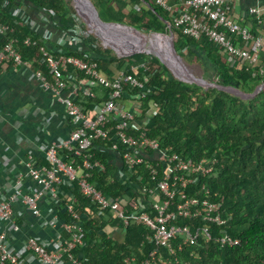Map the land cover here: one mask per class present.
I'll list each match as a JSON object with an SVG mask.
<instances>
[{
    "label": "built area",
    "instance_id": "built-area-1",
    "mask_svg": "<svg viewBox=\"0 0 264 264\" xmlns=\"http://www.w3.org/2000/svg\"><path fill=\"white\" fill-rule=\"evenodd\" d=\"M153 2L171 12L174 25L184 34L215 43L230 65L261 62L264 0H255L236 17L232 14L234 0ZM133 7L141 8L139 3ZM10 9L44 42L36 56L40 69L33 71L30 61L17 49L19 43L37 44L36 39L12 35L15 27L8 22H0V34H10L0 47V66L12 62L24 73L32 70L40 89L62 106L59 114L66 122V135L48 140L43 134L48 132L47 128L42 123L59 114L55 110L48 115L41 113V123L34 127L38 134L29 139L30 149L21 160L23 170L6 175L8 189L0 186V264H83L73 251L83 243L82 217L87 215L82 212L76 193L61 189V185L72 187L74 182L79 193L97 204L100 212L108 211L120 220L112 227L115 234L123 235L131 222L146 228L144 237L155 244L150 257L137 261L135 256H126L125 264H167L175 253L172 240L177 237H181L176 243L179 248L195 242L201 232L207 240L211 239L209 223L223 224L227 220L221 212L222 196L213 193L217 195L213 199L206 184L201 183V177L213 170L215 161L207 157L185 159L149 135L148 119L141 114L142 92L138 91L145 88L148 76L141 79L114 64L109 65L108 76L102 74L97 62L83 52L85 39H95L97 34L75 7L71 22L60 28H56L59 19L51 8L35 14L21 4H12ZM50 42L58 51L71 46L79 54H55L47 47ZM100 43L104 44L101 39ZM131 66L147 70L149 62ZM69 68L74 71L69 72ZM125 85L135 91L124 97ZM79 101H88L92 106L85 108ZM37 111L36 106L32 112ZM21 122L17 124L18 130ZM21 140L20 135L15 139L16 143ZM99 141H108L105 144L120 158L118 176L122 183L133 186L129 201L107 194L89 181L92 170H105L104 162L92 150L95 143L101 144ZM0 144L4 142L1 140ZM192 184L194 193L188 191ZM26 214L31 218L30 226L42 229L43 236L24 230ZM220 233L216 239L222 244L237 242L225 229H220ZM162 247L168 249L167 256L159 250Z\"/></svg>",
    "mask_w": 264,
    "mask_h": 264
},
{
    "label": "trees",
    "instance_id": "trees-1",
    "mask_svg": "<svg viewBox=\"0 0 264 264\" xmlns=\"http://www.w3.org/2000/svg\"><path fill=\"white\" fill-rule=\"evenodd\" d=\"M91 1L104 21L127 23L138 29L164 34L171 29L176 50L193 57L201 64L205 74L218 84L233 86L246 94H251L258 85L264 84V52L258 65H230L215 43L207 38L198 41L184 34L174 25L171 12L153 0ZM142 2L146 3V9L133 7L135 3ZM12 4L25 5L31 14L40 9H53L59 19L56 28L71 22L70 14L74 7L70 0H0V22L14 26L15 33L12 35L19 39L25 36L36 39L37 44L25 46L19 43L17 49L30 61L33 71L40 69L36 56L44 42L12 15ZM9 36V33L0 34V47ZM94 42L100 45L92 47ZM47 47L55 54H79L71 46L58 51L50 42ZM83 52L97 62L98 69L104 75L111 73L109 65L114 64L118 69L131 72L141 79L144 75L148 76L145 88L138 91L142 92L141 114L148 119L149 135L157 137L162 146H170L172 151L185 159L207 157L215 161L213 170L201 177V183L206 184L213 199H217L213 193L222 196L221 212L227 220L223 224L209 223L212 234L209 240L203 232L195 242L184 243L181 248L176 244L181 237L172 240L175 253L167 264H264V86L254 95L244 98L214 86L189 83L174 76L154 54L137 52L118 56L100 43L98 37L85 39ZM141 62H149V68H132V64ZM7 64L13 66L12 62ZM73 71V68H69V72ZM124 87V97L128 92L135 91L128 85ZM100 90L101 94L104 93V89ZM79 102L85 108L92 106L88 101ZM105 142L108 141L92 146L93 152L104 162L105 170H92L89 181L103 192L119 195L124 201H129L133 186L122 183V177L117 173L121 160ZM60 153L64 154L63 151ZM140 168H144V165ZM134 178L135 175H131V179ZM194 186L192 184L188 189L190 193L196 191ZM61 189L73 190L82 212L87 215L82 217L83 243L73 251L83 264H125L126 256H135L137 261L150 257L149 252L155 244L144 237L146 228L143 225L131 222L124 234L119 236L112 227L120 224V220L111 217L108 211L100 212L97 204L79 193L76 182L72 187L63 184ZM178 220L183 222L182 219ZM220 229H225L237 242H219L216 238L221 234ZM159 250L165 256L169 254L166 247Z\"/></svg>",
    "mask_w": 264,
    "mask_h": 264
},
{
    "label": "crops",
    "instance_id": "crops-1",
    "mask_svg": "<svg viewBox=\"0 0 264 264\" xmlns=\"http://www.w3.org/2000/svg\"><path fill=\"white\" fill-rule=\"evenodd\" d=\"M168 1L172 4L180 2V0ZM254 1L234 0L232 14L236 17L245 12ZM142 4L146 7V3L142 2ZM140 7L143 6L140 5ZM36 106L38 111L33 113ZM51 110L59 114L62 106L40 89L32 70L24 73L17 65H2V70H0V141L4 142L0 144V186L2 188L5 186L9 188V185L5 184L7 174L23 170L21 160L30 149L29 139L38 134L34 127L40 125L41 113L48 115ZM20 121L22 122L18 130L17 124ZM42 124L47 128L48 132L43 134L48 140L59 139L66 135V122L60 114L50 116ZM19 135L22 136L21 143H16L15 139ZM7 145L9 147L5 149ZM9 157L11 158L10 165L8 164ZM30 222L31 218L28 216L24 230L43 236L44 231L37 226H30Z\"/></svg>",
    "mask_w": 264,
    "mask_h": 264
},
{
    "label": "water",
    "instance_id": "water-1",
    "mask_svg": "<svg viewBox=\"0 0 264 264\" xmlns=\"http://www.w3.org/2000/svg\"><path fill=\"white\" fill-rule=\"evenodd\" d=\"M73 2H74L73 6L81 13V15L85 19L86 23L89 26H91L92 28L96 27V29L94 28V30H95L96 34L99 36V38L104 42L105 46L111 47L116 52V54L118 56L132 55V54L137 53V52L145 51V50L138 49L134 46L130 47V45H132V42H129L127 48H123V49L119 48L122 52L118 51V49L115 48V45L110 43L107 40V38L102 34V31L98 30L95 23L100 24L101 26H116V27H120V28H122V27L129 28V29L136 30L137 32H139V30L137 28H134L133 26H130L127 24L112 22V21H104L99 16V12L91 0H78V2L76 0H73ZM139 33H141V32H139ZM158 33H160V32L154 31L152 34H158ZM141 34H143V33H141ZM162 35L166 38V41H167L166 46L168 47L169 53L171 52L174 55L173 57L177 59V62L179 60V62L177 64H174V69H176V67L178 66L179 69L177 68V70L180 71L179 72L180 74L176 72L177 70L173 71L169 67V65L165 62V58H163V56L161 54H159L157 52V50L153 49V50H148L146 52H149V53L157 56L160 59V61L163 64H165L170 69V71L174 74V76H176L177 78H179L183 81H187L189 83L194 82V83L199 84L203 87L214 86V87H217L219 89L225 90L227 92H231L233 94L240 95L244 98L251 96V95H254L264 86V84H260L254 89V91L251 94H246V93L242 92L241 90H239L238 88H235L233 86H226V85L218 84L216 82L207 81L202 77H195L193 74L188 72V69L185 67L180 55L176 51V48L174 46V41H173V32L169 31L167 34L162 33ZM168 50H165V52H168ZM175 65H176V67H175Z\"/></svg>",
    "mask_w": 264,
    "mask_h": 264
},
{
    "label": "rangeland",
    "instance_id": "rangeland-1",
    "mask_svg": "<svg viewBox=\"0 0 264 264\" xmlns=\"http://www.w3.org/2000/svg\"><path fill=\"white\" fill-rule=\"evenodd\" d=\"M70 2H71V4H74V2H73V0H70ZM140 5H142L143 7V9H146V7L144 6V4H142V3H140ZM98 9H100V6H98ZM101 10H103L102 9V7H101ZM102 12V11H101ZM95 24H97V23H95ZM127 24V23H126ZM128 25V24H127ZM101 26V25H100ZM116 27V26H115ZM134 27V26H133ZM95 29H96V27H94ZM102 28H103V26H102ZM116 28H118V29H120V30H124L125 31V29L122 27V28H120V27H116ZM134 28H136V27H134ZM104 29V28H103ZM138 29V28H137ZM105 30V29H104ZM139 30V32H141V33H143L144 34V36H156V37H158L159 38V40L162 42V43H166L167 41H166V38L162 35V33H158V34H152L154 31H147V30H142V29H138ZM129 33H131V35H132V39H130V40H125V39H123V37H122V34H120L119 32H117V33H115V36L114 35H112L109 31H106L105 30V32H107L108 33V36L111 38V41L112 42H114V43H116V44H119V45H122L123 47L122 48H127V45L129 44V42H132V45L134 46V45H137V44H135L134 43V36H133V34H140V35H143V34H141V33H139V32H137L136 30H133V29H129V30H127ZM120 34V35H119ZM164 34V33H163ZM175 35H176V33H175ZM95 36H97L98 38H99V36L98 35H95ZM108 41H109V39H107ZM173 41H174V34H173ZM110 42V41H109ZM112 42H110V43H112ZM108 48H110V49H112L111 47H109V46H107ZM116 49H118V51H120V52H122L119 48L120 47H118V46H116L115 47ZM113 50V49H112ZM154 50H157V49H154ZM114 51V50H113ZM146 51H148V49H145V51H142V52H146ZM177 51V50H176ZM115 52V51H114ZM157 52L158 53H160L164 58H166L167 59V61L169 62V63H171L170 61V59H172V57L169 55V51L168 52H164V54L163 53H161V52H159L158 50H157ZM116 53V52H115ZM177 53L180 55V57H181V59H182V61H183V63H184V65H185V67L188 69V72L189 73H191V74H193L195 77H202V78H204L205 80H207V81H212V82H215L214 80H212V77H210V76H208V75H206L205 74V70L203 69V67L201 66V64L199 63V62H197L193 57H191V56H188V55H184L183 53H181V51H177ZM169 57V58H168ZM170 61H169V60ZM175 61V60H174ZM176 62V61H175ZM172 64V63H171ZM172 66L173 67H171V69L174 71H176L177 70V68H179V67H176V65H175V67H176V69H174V64H172ZM177 73H179L180 71L179 70H177L176 71ZM180 74V73H179Z\"/></svg>",
    "mask_w": 264,
    "mask_h": 264
},
{
    "label": "bare ground",
    "instance_id": "bare-ground-1",
    "mask_svg": "<svg viewBox=\"0 0 264 264\" xmlns=\"http://www.w3.org/2000/svg\"><path fill=\"white\" fill-rule=\"evenodd\" d=\"M77 2H78V0H76ZM96 26H97V28H98V30H101L102 31V34L107 38V39H109V41L110 42H112L111 41V38L108 36V33L107 32H105V30L106 31H109L112 35H114L115 36V33H117V32H119L120 34H122V37H123V39H125V40H130V39H132L133 37H132V35H131V33H129L127 30H129V28H124L125 29V31L123 30H120V29H118V28H116L115 26H103V28L105 29H103L102 28V26H100V24H96ZM119 34V35H120ZM133 36H134V43L135 44H138V45H134V47H136V48H138V49H141V50H145V49H148V50H153V49H157L159 52H161V53H163L164 54V52H165V50H168V47L166 46V43H162L160 40H159V38L158 37H156V36H144V34L143 35H140V34H133ZM112 44H114L115 45V47L116 46H118V47H120V48H122L123 46L122 45H119V44H116V43H114V42H112ZM133 45H130V47H132ZM127 47H128V45H127ZM123 49V48H122ZM169 51V50H168ZM160 54V53H159ZM169 55L172 57V59H168L172 64H177L178 62H179V60H178V62H177V59L176 58H174L173 56V54L170 52L169 53ZM164 58V57H163ZM169 58V57H168ZM176 62H175V61ZM165 62L169 65V67L171 68V67H173L172 66V64L171 63H169L168 61H167V59L165 58ZM178 67V66H177ZM179 69V68H178Z\"/></svg>",
    "mask_w": 264,
    "mask_h": 264
}]
</instances>
